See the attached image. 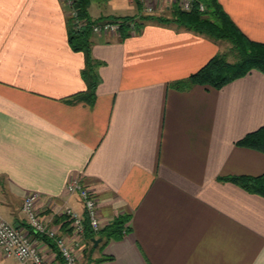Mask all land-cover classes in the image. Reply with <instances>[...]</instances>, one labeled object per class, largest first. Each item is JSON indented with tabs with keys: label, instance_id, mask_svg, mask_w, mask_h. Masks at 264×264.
I'll return each instance as SVG.
<instances>
[{
	"label": "crops",
	"instance_id": "crops-1",
	"mask_svg": "<svg viewBox=\"0 0 264 264\" xmlns=\"http://www.w3.org/2000/svg\"><path fill=\"white\" fill-rule=\"evenodd\" d=\"M218 1L242 32L264 42V0ZM161 7L156 16L168 12ZM88 13L147 14L141 0H91ZM141 22L127 35L92 33L100 64L88 101L79 97L85 53L68 42L62 1L0 0V218L36 238L46 260L64 264L22 204L37 194L40 216L69 238L65 208L85 215L65 187L78 176L94 190L102 227L129 217L121 238L95 237L100 251L84 235L82 262L264 264V197L220 179L264 172V153L236 144L264 125V74L252 70L221 88H174L223 42L173 22ZM104 256L111 259L95 263ZM0 264L23 263L0 249Z\"/></svg>",
	"mask_w": 264,
	"mask_h": 264
},
{
	"label": "trees",
	"instance_id": "trees-1",
	"mask_svg": "<svg viewBox=\"0 0 264 264\" xmlns=\"http://www.w3.org/2000/svg\"><path fill=\"white\" fill-rule=\"evenodd\" d=\"M90 1L73 0L77 16L84 19L87 26L79 31L69 30L68 42L72 49L85 53V64L81 74L86 81L87 89L79 97L93 101L95 88L99 80L96 68L100 62L95 61L90 53L92 36L90 25L96 22V19H92L88 13ZM194 2L195 4L189 11L182 10L174 4L173 7L175 9L170 17L156 16V14H152L151 12L139 19H136L134 16H117L107 17L108 19L105 21L119 22V33L124 35L129 34V32H139L142 27V19H152L163 23L173 22L188 30L203 34L212 40L229 43V50L215 54L203 66L187 77L171 82L170 85L174 88L187 89L196 84L221 88L252 70H257L264 74V42L252 40L242 32L218 0H194ZM200 3L204 5L203 10H199L198 8ZM230 53L233 55L232 60L228 59ZM236 144L264 153V125L245 134ZM220 179L231 181L250 193L264 197V172L258 175H231L220 177ZM83 217L84 235L89 240L101 234L100 236L105 238L103 241L105 243L110 239L121 238L124 232L129 230V227L126 225L129 219L128 216L115 218L110 224L101 227L97 232L90 228L87 216L84 215ZM45 240L56 251L58 258L63 260L55 242H50L47 236H45ZM103 259H111V257H101L96 259L95 263ZM89 260L88 258V262Z\"/></svg>",
	"mask_w": 264,
	"mask_h": 264
},
{
	"label": "built area",
	"instance_id": "built-area-1",
	"mask_svg": "<svg viewBox=\"0 0 264 264\" xmlns=\"http://www.w3.org/2000/svg\"><path fill=\"white\" fill-rule=\"evenodd\" d=\"M66 8V14L71 19L73 30L84 29L87 24L84 19L77 16L73 0H61ZM143 9L151 13L162 3L177 5L180 9L189 11L195 4L194 0H141ZM199 10L204 9L203 4L198 5ZM119 22L103 21L94 22L90 25L92 33H119ZM66 190L70 193H76L85 210V215L90 228L97 232L102 227L94 190L84 183L80 177L69 178L66 182ZM37 194L30 193L24 196L22 208L27 215L30 226L37 233L45 234L54 238L55 245L60 253L64 264H82L80 249L84 241V217L71 208H65L64 212L68 215L71 234L69 238L65 236H56L55 232L47 225L40 216L37 207ZM0 249L4 254L13 256L20 263L30 264H52L46 260L38 249V240L31 238L19 227L0 218Z\"/></svg>",
	"mask_w": 264,
	"mask_h": 264
},
{
	"label": "rangeland",
	"instance_id": "rangeland-1",
	"mask_svg": "<svg viewBox=\"0 0 264 264\" xmlns=\"http://www.w3.org/2000/svg\"><path fill=\"white\" fill-rule=\"evenodd\" d=\"M174 6V4L172 3V4H170V3H162V7L160 8V9H162V8H166V10L168 11L166 14H164L165 15V17L166 16H171L172 15V12H173V10L175 9V7H173ZM159 7V6H158ZM157 7V8H158ZM159 9V10H160ZM157 11H155V12H153L152 14H155ZM160 14H162V16H164L163 15V13H160ZM94 19H96V22L97 23H99V22H103V21H105V20H107L108 18H104V17H100V18H94ZM229 47H230V45H229V43H227V42H224L223 43V48H222V50L223 51H226V50H229ZM228 59L229 60H232L233 59V55L230 53L229 55H228ZM102 247H103V243L101 244V245H99V246H96V247H94V248H90L91 250H97V251H100L101 249H102ZM87 250V249H86ZM86 250H83V253H81L82 254V256L85 258L86 256H87V251ZM90 262V263H89ZM89 262H82V264H91L92 262H93V260H89Z\"/></svg>",
	"mask_w": 264,
	"mask_h": 264
},
{
	"label": "water",
	"instance_id": "water-1",
	"mask_svg": "<svg viewBox=\"0 0 264 264\" xmlns=\"http://www.w3.org/2000/svg\"><path fill=\"white\" fill-rule=\"evenodd\" d=\"M91 240L93 242V245L96 247L98 245V243L101 241V238L100 237L99 238H92Z\"/></svg>",
	"mask_w": 264,
	"mask_h": 264
}]
</instances>
